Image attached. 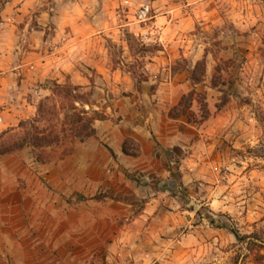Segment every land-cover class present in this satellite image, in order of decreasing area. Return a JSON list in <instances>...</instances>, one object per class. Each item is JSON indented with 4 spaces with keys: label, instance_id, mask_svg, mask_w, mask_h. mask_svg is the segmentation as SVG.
<instances>
[{
    "label": "crops",
    "instance_id": "obj_1",
    "mask_svg": "<svg viewBox=\"0 0 264 264\" xmlns=\"http://www.w3.org/2000/svg\"><path fill=\"white\" fill-rule=\"evenodd\" d=\"M39 2L7 0L0 11V131L35 115L48 93L38 83L69 80L83 87L84 66L108 70L101 31L79 24L69 10L55 23L52 9H39L30 22ZM166 23L153 30L160 41ZM171 63L168 56L152 57L148 65L158 71ZM157 76L141 83L142 110L126 97L117 100L118 112L110 104L92 105L107 114L94 121V136L49 147L43 161L24 149L0 156V264H91V251L101 246L110 251L104 258L109 264L208 259L209 244L217 237L232 242L234 235L200 221L202 205L246 233L264 232V167L237 165L223 138L170 118L169 109L191 88L189 78L170 71L162 80ZM153 84L152 94L147 89ZM113 111L122 119L113 120ZM127 137L138 146L136 156L123 152ZM227 259L228 252L220 264Z\"/></svg>",
    "mask_w": 264,
    "mask_h": 264
},
{
    "label": "rangeland",
    "instance_id": "obj_2",
    "mask_svg": "<svg viewBox=\"0 0 264 264\" xmlns=\"http://www.w3.org/2000/svg\"><path fill=\"white\" fill-rule=\"evenodd\" d=\"M6 2L0 0V11L6 7ZM39 9H52L55 23L69 10L79 16V24L85 21L94 31H101L100 49L106 57L103 65L110 72L97 73L91 66L81 69L88 82L79 92L90 104H110L118 112L117 100L126 97L128 105L142 110L140 86L147 77L157 74L162 80L169 71L171 74L184 72L191 85L189 90L194 89L196 95L187 114L180 117L200 126L207 137L223 138L222 147L230 145L227 152L237 165L244 164L248 169L264 167V0H40L28 14L30 22L35 20ZM166 21L169 28L162 33L160 41L153 30L157 31V25L166 26ZM147 36L150 38L146 39ZM167 56L172 63L160 65L158 71L148 65L152 57ZM202 60L204 68L200 71L202 68H195V64ZM194 68L196 74L202 76L196 84L190 78ZM113 70H116L115 75ZM119 71L128 77H117ZM51 81L37 84L48 90L46 95L50 94ZM65 82L70 81L61 83ZM155 85H149V93H155ZM201 95L207 109L205 119H202ZM115 112L112 119H122ZM216 119L221 126L213 123ZM24 152L29 158L36 156L43 161L51 151L27 147ZM198 211L207 214L208 209L202 205ZM221 219L241 235L250 237L241 241L234 237L232 242L217 237L216 243L206 248L210 254L208 259L193 256L185 264L225 263L226 252L228 264H264V259H257L264 255V232L250 229L246 233L235 222ZM109 252L103 246L95 248L91 251V264H109L104 259Z\"/></svg>",
    "mask_w": 264,
    "mask_h": 264
},
{
    "label": "trees",
    "instance_id": "obj_3",
    "mask_svg": "<svg viewBox=\"0 0 264 264\" xmlns=\"http://www.w3.org/2000/svg\"><path fill=\"white\" fill-rule=\"evenodd\" d=\"M196 67H201L203 71L204 60L198 61ZM191 70L190 78L193 84L201 81V75L196 74V69ZM52 88L50 94L43 96L36 104L35 115L29 119L19 121L17 128H10L0 132V156L14 153L24 148L44 149L64 144L66 141L72 142L74 139L81 141L95 135L93 123L95 120L107 118L103 110H95L88 99H84L83 93L79 92L82 86L74 85L70 82L58 83L51 81ZM91 95V94H90ZM196 92L194 89L183 94L178 103L171 107L168 116L178 119L186 115L191 107ZM202 119L207 117L206 104L201 95ZM88 105L89 109L84 106ZM70 149H65L63 153H68ZM123 152L136 156L138 146L130 138H125L123 142ZM97 196H95L96 198ZM214 214L207 211V214L200 213V221L211 228H224L234 235L237 241H241L250 236L241 235L238 230L230 224H225ZM258 260H263L264 255L257 256Z\"/></svg>",
    "mask_w": 264,
    "mask_h": 264
},
{
    "label": "built area",
    "instance_id": "obj_4",
    "mask_svg": "<svg viewBox=\"0 0 264 264\" xmlns=\"http://www.w3.org/2000/svg\"><path fill=\"white\" fill-rule=\"evenodd\" d=\"M0 121H1V118H0Z\"/></svg>",
    "mask_w": 264,
    "mask_h": 264
}]
</instances>
